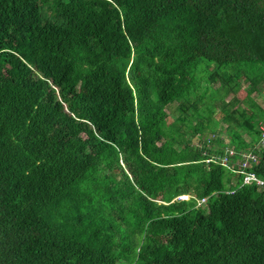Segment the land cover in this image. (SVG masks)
Instances as JSON below:
<instances>
[{
    "label": "trees",
    "instance_id": "16d2710c",
    "mask_svg": "<svg viewBox=\"0 0 264 264\" xmlns=\"http://www.w3.org/2000/svg\"><path fill=\"white\" fill-rule=\"evenodd\" d=\"M258 81L264 0H0V264H264Z\"/></svg>",
    "mask_w": 264,
    "mask_h": 264
},
{
    "label": "built area",
    "instance_id": "2783aa9c",
    "mask_svg": "<svg viewBox=\"0 0 264 264\" xmlns=\"http://www.w3.org/2000/svg\"><path fill=\"white\" fill-rule=\"evenodd\" d=\"M256 129L258 135L251 146L241 150L226 146L221 154L206 155L202 161L204 163H217L229 170L232 176L240 179V185L264 187V178L259 177L254 171V167L259 162V155L264 153V122H258ZM209 136L215 138V134ZM195 144L199 145V143ZM208 197L195 198L191 193L185 192L176 195L173 199L178 201L193 200L195 202L194 206L198 207L203 205Z\"/></svg>",
    "mask_w": 264,
    "mask_h": 264
},
{
    "label": "rangeland",
    "instance_id": "374dc122",
    "mask_svg": "<svg viewBox=\"0 0 264 264\" xmlns=\"http://www.w3.org/2000/svg\"><path fill=\"white\" fill-rule=\"evenodd\" d=\"M204 75V73H200L199 74V77L202 78V76ZM213 88L217 87V85H213L212 86ZM256 88L258 90V92L254 93V99L256 101L257 104H259V106L264 110V83L261 82V81H258V83L256 84ZM236 97L239 99V102L237 105H240L241 104V98L244 96V91L243 89L241 91H238L236 94ZM231 95L229 96H226L225 99H229ZM165 112L167 114L166 116V122L167 123H170L177 115H178V111L176 110V103H171L169 105H167L165 107ZM228 122L227 121H222L220 122V128H221V133H219V136L220 135H223L226 133L225 131V125L227 124ZM245 140H247L248 138L246 136H244ZM201 136L199 137V140L201 141ZM190 141L191 143H193V145L195 143H199V142H196L198 141L197 140V136H194V137H190ZM172 144L176 147V148H179L181 147L180 144L176 143L175 141H172Z\"/></svg>",
    "mask_w": 264,
    "mask_h": 264
}]
</instances>
